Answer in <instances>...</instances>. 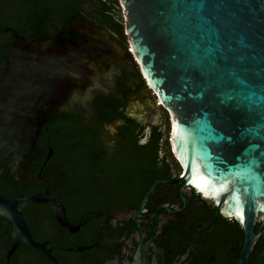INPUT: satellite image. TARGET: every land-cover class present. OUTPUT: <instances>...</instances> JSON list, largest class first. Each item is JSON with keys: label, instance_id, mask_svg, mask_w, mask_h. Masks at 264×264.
I'll use <instances>...</instances> for the list:
<instances>
[{"label": "flooded vegetation", "instance_id": "1", "mask_svg": "<svg viewBox=\"0 0 264 264\" xmlns=\"http://www.w3.org/2000/svg\"><path fill=\"white\" fill-rule=\"evenodd\" d=\"M35 1L0 0V82L14 33L26 40L22 33H27L34 37L27 41L38 46V58L53 50L60 58L81 55L84 85L43 122L37 155L22 177L14 178L11 169L2 174L0 195L17 199L43 194L46 187L65 207L74 232L58 224L49 205L23 211L33 235L54 248L58 264H134L141 245L145 264H240L241 227L221 216L206 227L215 221L216 208L186 186L170 136L150 141L155 133L164 136L162 122L170 116L148 85L126 31L115 27L118 8L112 3L103 15L85 4L59 19L51 16L44 26ZM9 182L14 196L5 194ZM24 185L35 191L21 193ZM153 186L145 212L137 217ZM87 213L97 214V228ZM255 227L261 230V224ZM12 233V225L0 218V264H6ZM70 249L84 250L65 251ZM12 263L51 264L27 246L16 251Z\"/></svg>", "mask_w": 264, "mask_h": 264}, {"label": "water", "instance_id": "2", "mask_svg": "<svg viewBox=\"0 0 264 264\" xmlns=\"http://www.w3.org/2000/svg\"><path fill=\"white\" fill-rule=\"evenodd\" d=\"M119 3L132 54L170 116L171 146L183 180L216 208L215 221L205 226L219 216L234 220L245 236L239 262L248 264L264 234V0ZM37 50L34 41L14 33L0 82V177L7 169L22 177L37 155L43 122L84 85L81 55L60 58L53 50L38 58ZM33 205H49L58 224L75 231L46 187L43 194L17 199L0 195V218L13 227L6 264H13L24 246L58 264L54 248L27 225L23 211ZM144 259L141 245L134 264H145Z\"/></svg>", "mask_w": 264, "mask_h": 264}, {"label": "trees", "instance_id": "3", "mask_svg": "<svg viewBox=\"0 0 264 264\" xmlns=\"http://www.w3.org/2000/svg\"><path fill=\"white\" fill-rule=\"evenodd\" d=\"M38 2V11L36 14H38V23H42L44 26L47 25L48 20H50L51 16H54L56 19H59L62 17V14H65L69 11H81L83 8V5H93L94 8H96L97 12L99 11L103 15H106L105 13L109 11V9H112V3L118 8V14H119V21L115 25L117 30L120 31L121 34L125 32V25L123 18L120 14V4L119 0H36L35 3ZM1 9V6H0ZM35 12V11H34ZM31 24L33 23L32 20H29ZM37 23V22H36ZM27 40H32L34 37L30 36L27 33H22ZM0 57V61H1ZM163 134L162 132L155 133L150 138V141L160 143L163 140ZM158 148V147H157ZM157 148L151 149V151L155 152ZM9 187L5 191V194L8 196H14V193H11L12 191V183L9 182ZM21 193H24L25 195H29L33 193L34 187L33 186H27L24 185L20 187ZM86 215H90L92 217V225L94 223V226L97 225V214L96 213H87ZM108 215H111L110 213ZM97 228V226H95ZM96 231V229L94 228ZM259 227H255V232L258 233ZM260 245L256 246L250 260V264H264V238L259 243ZM262 244V245H261Z\"/></svg>", "mask_w": 264, "mask_h": 264}, {"label": "rangeland", "instance_id": "4", "mask_svg": "<svg viewBox=\"0 0 264 264\" xmlns=\"http://www.w3.org/2000/svg\"><path fill=\"white\" fill-rule=\"evenodd\" d=\"M120 14L123 18L124 25H125L124 12H123V9L121 7H120ZM162 126L164 127V140L165 139L168 140L169 136H170V120H167L166 118H164V120L162 122Z\"/></svg>", "mask_w": 264, "mask_h": 264}, {"label": "snow or ice", "instance_id": "5", "mask_svg": "<svg viewBox=\"0 0 264 264\" xmlns=\"http://www.w3.org/2000/svg\"><path fill=\"white\" fill-rule=\"evenodd\" d=\"M254 163H255V161H250V162H249V165L254 164ZM248 170H251V169H250V166H249V169H248Z\"/></svg>", "mask_w": 264, "mask_h": 264}]
</instances>
